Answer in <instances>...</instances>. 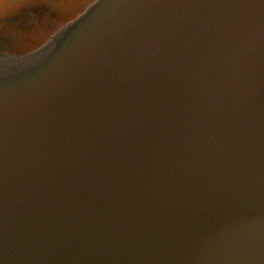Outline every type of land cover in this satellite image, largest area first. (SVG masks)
I'll list each match as a JSON object with an SVG mask.
<instances>
[{"label": "water", "instance_id": "95a60500", "mask_svg": "<svg viewBox=\"0 0 264 264\" xmlns=\"http://www.w3.org/2000/svg\"><path fill=\"white\" fill-rule=\"evenodd\" d=\"M0 264H264V0H95L0 56Z\"/></svg>", "mask_w": 264, "mask_h": 264}, {"label": "flooded vegetation", "instance_id": "af4514ba", "mask_svg": "<svg viewBox=\"0 0 264 264\" xmlns=\"http://www.w3.org/2000/svg\"><path fill=\"white\" fill-rule=\"evenodd\" d=\"M45 1L47 0H21L20 8L22 13L17 14L16 12L11 11L8 15L6 14L5 19H2L4 21L2 23L4 24V26L7 25L9 27H24V30L26 31L24 39L26 41L39 40L40 38H38V36L40 35V33L37 32V30L41 31V33H44V36H46V30H48L49 28H58L64 22L70 20V18H74L79 12L85 9L94 0H85L86 3H84V5L80 9H78V7L80 6L79 1L75 3L73 1V3L70 4L71 8L68 9L70 16L62 19H58L61 15V13L59 12V8L50 9ZM68 6L69 5H67V7ZM32 30H36V33ZM14 43V39L10 38L9 36L0 35V56L8 55L7 51L12 48L11 46L14 45ZM2 49H7V51H2Z\"/></svg>", "mask_w": 264, "mask_h": 264}]
</instances>
